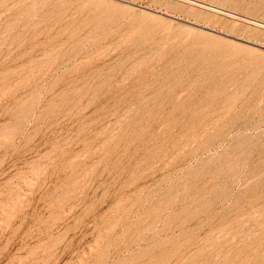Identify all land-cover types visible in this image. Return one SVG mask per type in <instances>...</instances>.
<instances>
[{
	"label": "rangeland",
	"instance_id": "obj_1",
	"mask_svg": "<svg viewBox=\"0 0 264 264\" xmlns=\"http://www.w3.org/2000/svg\"><path fill=\"white\" fill-rule=\"evenodd\" d=\"M0 264H264V0H0Z\"/></svg>",
	"mask_w": 264,
	"mask_h": 264
},
{
	"label": "bare ground",
	"instance_id": "obj_2",
	"mask_svg": "<svg viewBox=\"0 0 264 264\" xmlns=\"http://www.w3.org/2000/svg\"><path fill=\"white\" fill-rule=\"evenodd\" d=\"M133 8V7H132ZM138 9V8H137ZM143 9H145V8H143ZM146 13H148V11H146ZM150 15H151V13H150ZM165 15V14H164ZM153 16V15H152ZM157 16V15H156ZM255 46V45H254ZM254 48V47H253Z\"/></svg>",
	"mask_w": 264,
	"mask_h": 264
}]
</instances>
